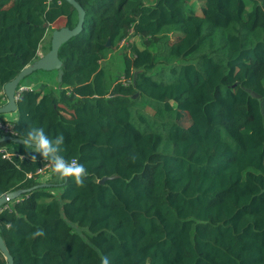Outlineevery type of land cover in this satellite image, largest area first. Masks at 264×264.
<instances>
[{"label":"trees","instance_id":"16d2710c","mask_svg":"<svg viewBox=\"0 0 264 264\" xmlns=\"http://www.w3.org/2000/svg\"><path fill=\"white\" fill-rule=\"evenodd\" d=\"M75 1L85 19L58 51V89L22 91L9 122L16 136L0 131V139L32 126L63 134L61 154L89 176L81 188L51 174L50 186L34 189L46 162L9 154L20 145L0 141V196L32 189L0 211L13 264H101L102 256L264 264V8L257 0ZM61 19L77 23L63 0H0V105L4 84L37 59ZM130 35L144 46L130 47L113 81L104 61ZM38 229L44 235L34 237Z\"/></svg>","mask_w":264,"mask_h":264},{"label":"water","instance_id":"95a60500","mask_svg":"<svg viewBox=\"0 0 264 264\" xmlns=\"http://www.w3.org/2000/svg\"><path fill=\"white\" fill-rule=\"evenodd\" d=\"M68 3L70 6L74 8L77 13V23L76 25L70 29L68 27H62L60 29H54L51 32V40H50V49L43 55H37V59H35L32 63L24 67L12 80L5 83L3 86V96H4V103L0 105V114H12L17 112V99L16 93L17 88L20 86L21 82L27 78L32 76L34 73L41 71V72H56V80L58 83L62 81V62L58 57V51L60 47L66 43L69 39L77 36L81 33L83 28V22L85 19V12L82 7L75 1V0H63ZM46 29H49V25L46 23L44 24ZM107 46L109 43L106 44ZM135 80V78H134ZM246 92L251 95V97L255 99H260L261 96L254 93L253 91L246 89ZM137 95L134 97L136 98ZM1 142L4 141H11L14 144L24 146L21 142L20 138H15L12 136H4L0 139ZM116 177H104L98 181L99 184H103L106 180H112ZM49 184L42 183L34 189L38 187H48ZM32 189L28 190H18L12 191L9 193H5L0 196V211L1 208L6 205L7 203L17 199L20 197L21 194H25L30 192ZM0 253L4 258L6 264H13V258L10 255L1 235H0Z\"/></svg>","mask_w":264,"mask_h":264},{"label":"clouds","instance_id":"9594fccd","mask_svg":"<svg viewBox=\"0 0 264 264\" xmlns=\"http://www.w3.org/2000/svg\"><path fill=\"white\" fill-rule=\"evenodd\" d=\"M25 149H31V153L38 154L52 175L59 178H72L78 187H85V179L89 173L83 164L76 159L66 160L61 154L64 151V136L57 135L54 139L50 138L43 127L32 126L27 128L26 134L20 138ZM22 159V158H21ZM32 160H36L33 155ZM6 228H12L11 224L5 225ZM44 235L43 229H38L33 233L34 237ZM101 264H111L107 256H102Z\"/></svg>","mask_w":264,"mask_h":264},{"label":"rangeland","instance_id":"374dc122","mask_svg":"<svg viewBox=\"0 0 264 264\" xmlns=\"http://www.w3.org/2000/svg\"><path fill=\"white\" fill-rule=\"evenodd\" d=\"M194 8H195L196 13L198 15H200L202 4L200 2H196L194 4ZM64 23H65V20L61 19L52 26H53V28H60L64 25ZM180 35L182 36L181 32H180ZM180 35L173 33L170 37V41H172V42L177 41L179 39ZM50 40H51V32L46 35V38L43 40L42 44L40 45L42 47L43 51L48 49V46L50 45ZM133 45L137 46L139 48H143V46H144L143 40L138 38V37H134V36L130 35L125 41H123L121 43L119 48L113 50L112 53L108 56V59L106 61H104V63L107 65V67L109 69V72L111 73V77H112L113 81H116V79H119L120 76L122 75V70H123V59L122 58H123V55H125V54L130 55V53H131L130 47ZM182 62L187 63V61H185V62L182 61ZM34 80H36V82L42 83V85H47V87L44 89H49L50 87H53L54 89H58V87L56 85V72L55 71H52V72L38 71V72L34 73V75L25 78L21 82V84L22 85H32L35 82ZM39 83H37V84H39ZM39 85H41V84H39ZM39 85H38V88H39ZM35 87H37V86H35ZM145 112H147L149 115H151L153 113V110L148 107L145 109ZM13 117H17V114H0V120L1 121H12ZM177 122L184 127H187L190 123L188 117L183 113L178 114ZM11 146L15 147L14 145H8L7 147L11 148ZM76 231L78 233H82L83 231L87 232L86 229H79V228H77Z\"/></svg>","mask_w":264,"mask_h":264},{"label":"crops","instance_id":"0c3cea01","mask_svg":"<svg viewBox=\"0 0 264 264\" xmlns=\"http://www.w3.org/2000/svg\"><path fill=\"white\" fill-rule=\"evenodd\" d=\"M261 5H262V7L264 8V0H257ZM51 29V28H50ZM48 34V33H47ZM46 34V35H47ZM45 38H46V36H45ZM44 38V39H45ZM38 55H43V54H45L46 52L45 51H43L42 50V47L40 46L39 47V49H38ZM34 75V74H33ZM35 82V84L33 83L32 85H23L24 87H27V88H36L35 86H37L38 87V85L39 84H41V85H39V88L38 89H40V90H44V88H46L47 87V85H42V83H39V82H36V80H34ZM37 83H39V84H37ZM35 85V86H34ZM5 102V101H4ZM12 114H17V112L16 113H12ZM16 119V117H13V119H12V121H14ZM3 122H10V121H3ZM15 146V145H14ZM7 151H8V153L9 154H14V155H19L20 157H25V156H29V157H33V155H36V158H40V156L38 155V154H34V153H31L30 151H31V149H25V146H15V147H13V146H11V148H7ZM44 183V182H43Z\"/></svg>","mask_w":264,"mask_h":264},{"label":"built area","instance_id":"2783aa9c","mask_svg":"<svg viewBox=\"0 0 264 264\" xmlns=\"http://www.w3.org/2000/svg\"><path fill=\"white\" fill-rule=\"evenodd\" d=\"M48 1H50V0H48ZM37 55H38V53H37ZM27 90H31V89L30 88H27V87H24V86H19L17 88V93H16V96H15L16 99H17V101H18V98L20 96V93L22 91H27ZM0 131L3 132V133H5V134H13L12 136H16V134H14L12 132V126H11V124L9 122H3V121L0 120ZM2 157L3 158H7V159L9 158L8 154H3ZM36 173L41 176V179L40 180L42 182H46L47 180L50 179L51 173L48 170V168L46 167V165L44 167H42V168H39L36 171Z\"/></svg>","mask_w":264,"mask_h":264}]
</instances>
